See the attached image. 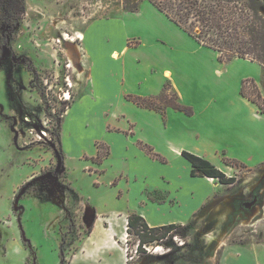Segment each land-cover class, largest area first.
Returning <instances> with one entry per match:
<instances>
[{"label": "rangeland", "instance_id": "rangeland-1", "mask_svg": "<svg viewBox=\"0 0 264 264\" xmlns=\"http://www.w3.org/2000/svg\"><path fill=\"white\" fill-rule=\"evenodd\" d=\"M143 2L149 0H25V12L4 48L7 67L0 68V102L5 106L0 133L6 132L11 144L0 142L4 166L0 195L16 186L24 175L22 168H35L36 172L19 191L27 192L29 198L21 196L15 201L19 206L12 205L17 213L22 210L20 219L10 225L0 214V228L5 230L0 264H264V112L241 92L244 83L248 95L264 108L262 63L215 58L222 72L211 73L206 83L209 89L201 99L209 103L211 113L204 117L199 138L193 142L202 147L204 158L227 177L234 176L235 182L191 177L190 164L170 144L168 155L162 157L165 163H158L157 156L143 149L154 163L152 168H141L137 177L127 176L128 191L136 194V202L129 205L122 199V189L117 190L118 179L107 183L122 164L116 156L119 144L112 142L116 155L104 162L103 172L95 163L106 154L107 146L98 139L91 142L98 149L96 155L84 152L83 164L80 159H69L70 171L63 164L55 171V152L62 156L60 130L68 107L78 100L64 127L68 147L74 148L71 137L80 140V136L98 133L90 125L87 62L76 58L72 42L81 44L80 35L92 20L101 18L94 23L105 25L121 12L137 10ZM95 78L94 91L108 95L100 72ZM214 109L231 116L222 118ZM251 110L260 113L258 120L251 117ZM11 115L30 121L19 124ZM113 115L115 121L105 128L118 131L123 114ZM178 117L169 118L177 130L192 116ZM239 123L260 128L253 157L236 140L233 129ZM16 126L24 128V139H15L20 135L15 133ZM132 128L130 123L127 132ZM40 131L45 132L43 137ZM12 148L19 156L27 152L26 163L13 158ZM2 201L0 211L7 207ZM140 209L150 213L145 219L151 226L177 225L161 240L143 245V251L137 249L135 235L126 231L128 213ZM17 244L23 247L19 257L13 254Z\"/></svg>", "mask_w": 264, "mask_h": 264}, {"label": "crops", "instance_id": "crops-1", "mask_svg": "<svg viewBox=\"0 0 264 264\" xmlns=\"http://www.w3.org/2000/svg\"><path fill=\"white\" fill-rule=\"evenodd\" d=\"M97 19L89 22L85 26L82 35H80L81 44L79 46L81 50L78 54V59L82 58L87 62V84L90 89H86V93H88V98L92 100L90 125L98 133L96 136L90 137L80 136L77 133L81 137L79 138L80 140L76 137H71L74 144L71 146L74 148L72 149V147L66 145L67 132L64 127L66 121L72 119L77 100L64 112L65 117L62 121L59 139L62 147L61 159L64 169H68V171H70L68 167L69 159H80L81 164H83L84 152L96 155L98 149L94 150L91 142L94 139H98L107 146V155L103 156L99 163H95L96 167L104 172V162L116 155V149L112 142L119 144V147H117L119 155L116 156L122 164L107 183H112L115 179H118L117 190L122 189V199H126V204L130 205L136 202V197L134 196L136 194H130L128 191L127 176L137 177L141 168H152L154 163L147 158L148 155L152 154L148 153L147 148L142 146L146 145L152 148V153L154 154L152 156L158 157V163H165V158L162 157L168 155L166 150H169V144L178 150L177 153L185 150L201 157L206 156L202 147L194 144L193 141L199 138L201 131L199 126L203 125L204 117L208 118V114L211 113L209 103L201 100L205 96L203 94L209 89L206 83L210 81L212 72L220 74L222 70L215 62V58H217L215 51L196 42L150 2L141 3L135 11L119 13V16L110 19L105 24L106 26L100 22L94 23ZM4 61H6L5 54L0 60V68L7 67V65H4ZM79 68L81 74V67ZM9 70L14 71L13 68ZM99 72L102 83L107 86L108 95L94 91L96 89L95 75ZM166 82H169L176 91L182 104L192 107L193 113L191 115L170 107L160 113L152 109L139 107L127 99L128 95L142 97L158 95ZM202 102L204 105L201 104ZM4 110L5 106L0 102V128L3 127V129ZM116 110L120 112H116ZM214 110L215 115H219L222 118L228 115L231 116L227 112L220 111L221 109ZM115 113L123 114L122 119L124 122L120 123V130L118 131L105 128L107 123L115 121L113 115ZM178 116L183 118L192 117L189 122H185L181 129L177 130L171 125L169 118H177ZM259 116V112L251 110L252 118L258 120ZM12 117L13 115L10 116V118ZM17 119L16 121L18 122ZM130 123L133 124L132 132H127L130 130ZM194 123L199 125L195 126ZM210 123L219 125V122L211 121ZM233 131L236 134V140L241 144L240 147L245 152H248L250 156L256 155L258 145L255 139L260 134V128L256 124L249 125L245 123L243 125L239 123ZM2 141H5L9 147L11 146L10 138L6 132L0 133V142ZM138 143H140V147ZM12 154L15 160L26 163L27 152H22L21 156H19L13 149ZM3 167V163L0 160V171H3ZM157 167L160 168V166ZM22 169L25 171L24 175L16 183V186L9 193L0 195V199H3L2 202L7 204L5 210L2 207L0 214L6 216L10 225L15 219L18 218L19 220L22 214V210L17 213L18 209H13L12 205H14V202L20 200L21 196L29 198L27 192L26 194L23 192L19 193L20 188L28 183L36 172L35 168ZM93 173H95L94 170ZM96 174L100 176L101 173L97 172ZM207 178L213 179L211 177ZM96 180L100 182L102 180L101 176L100 179L97 177ZM15 204L19 206L16 202ZM133 211L136 212V210ZM139 213L144 219L150 215L148 211L143 209H140ZM147 224L151 226L148 222ZM4 231V228H0V249L5 253L2 244ZM9 232L11 235V228ZM19 241L24 244L22 238ZM16 249L13 254L19 257L23 247L21 248L17 244ZM2 254L1 256L5 255ZM7 264L10 263L8 262Z\"/></svg>", "mask_w": 264, "mask_h": 264}, {"label": "trees", "instance_id": "trees-1", "mask_svg": "<svg viewBox=\"0 0 264 264\" xmlns=\"http://www.w3.org/2000/svg\"><path fill=\"white\" fill-rule=\"evenodd\" d=\"M158 10L183 29L196 42L216 52L219 61H229L233 58H245L264 64V0H149ZM26 9L25 0H0V60L8 38L18 26ZM252 82V80L250 81ZM246 83V82H245ZM168 91H171L170 95ZM242 94L256 103L248 95L244 83ZM127 99L139 107L152 109L163 113L167 107L193 113L191 106L182 104L178 94L169 82L155 96L142 97L128 95ZM146 147L152 153V148ZM106 154L102 155L105 156ZM181 155L190 164V176H205L215 178L221 183H233L234 176L227 177L210 160L181 151ZM176 224L149 226L139 213L133 211L127 215V233L135 235L137 249L166 237Z\"/></svg>", "mask_w": 264, "mask_h": 264}, {"label": "built area", "instance_id": "built-area-1", "mask_svg": "<svg viewBox=\"0 0 264 264\" xmlns=\"http://www.w3.org/2000/svg\"><path fill=\"white\" fill-rule=\"evenodd\" d=\"M68 94H69V93H67V95H68ZM63 95H64L65 99H68V98H69L66 94H63ZM23 119H24V121H25L26 123H29V121H30L29 118H27V117H24ZM16 124H17V123H16ZM24 131H25V130H24ZM40 132H41V136L43 137V136L45 135V132H44V131H40ZM15 133L20 134V135H19V138H17V140H20L21 138L24 139V137H22L24 132H22L20 128L18 129L17 126L15 127ZM38 135H39V134H38ZM41 136H39V138H41Z\"/></svg>", "mask_w": 264, "mask_h": 264}, {"label": "bare ground", "instance_id": "bare-ground-1", "mask_svg": "<svg viewBox=\"0 0 264 264\" xmlns=\"http://www.w3.org/2000/svg\"><path fill=\"white\" fill-rule=\"evenodd\" d=\"M36 12H38V11H36ZM40 13V12H39ZM80 50H81V47L79 46V44L78 43H75V42H72V51H73V54L76 56V58L78 59V57H79V52H80ZM77 59H76V61H77ZM77 63V62H76ZM75 64V63H74ZM73 64V66L76 68V64L74 65ZM77 70V69H76ZM78 71V70H77Z\"/></svg>", "mask_w": 264, "mask_h": 264}, {"label": "flooded vegetation", "instance_id": "flooded-vegetation-1", "mask_svg": "<svg viewBox=\"0 0 264 264\" xmlns=\"http://www.w3.org/2000/svg\"><path fill=\"white\" fill-rule=\"evenodd\" d=\"M23 118H24V116H20V117H18L17 120H18V123H19V124H23V125H24V124H27V123L24 121ZM12 120H13L14 122H17V121H16V118H14V119L12 118ZM14 124H15V123H14ZM20 129H21L22 132H24V128H23L22 126H20ZM15 139L17 140V138H15ZM15 139H14V140H15ZM16 140H15V141H16ZM61 166H62V165H61ZM55 167H56V166H55ZM60 168H61V167H60ZM56 172H57V171H56Z\"/></svg>", "mask_w": 264, "mask_h": 264}, {"label": "water", "instance_id": "water-1", "mask_svg": "<svg viewBox=\"0 0 264 264\" xmlns=\"http://www.w3.org/2000/svg\"><path fill=\"white\" fill-rule=\"evenodd\" d=\"M55 154H56V159H57L55 171H59L62 165V159H61V156L58 154V152H55Z\"/></svg>", "mask_w": 264, "mask_h": 264}]
</instances>
